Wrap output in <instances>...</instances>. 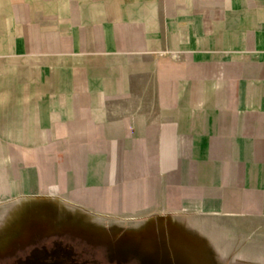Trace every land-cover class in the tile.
<instances>
[{
    "label": "crops",
    "instance_id": "obj_1",
    "mask_svg": "<svg viewBox=\"0 0 264 264\" xmlns=\"http://www.w3.org/2000/svg\"><path fill=\"white\" fill-rule=\"evenodd\" d=\"M39 195L264 219V0H0V200Z\"/></svg>",
    "mask_w": 264,
    "mask_h": 264
},
{
    "label": "rangeland",
    "instance_id": "obj_2",
    "mask_svg": "<svg viewBox=\"0 0 264 264\" xmlns=\"http://www.w3.org/2000/svg\"><path fill=\"white\" fill-rule=\"evenodd\" d=\"M89 213L59 196L1 199L0 264H264L262 218L215 221L208 233V222L169 213L100 215L99 222ZM85 230L102 249L90 253Z\"/></svg>",
    "mask_w": 264,
    "mask_h": 264
},
{
    "label": "bare ground",
    "instance_id": "obj_3",
    "mask_svg": "<svg viewBox=\"0 0 264 264\" xmlns=\"http://www.w3.org/2000/svg\"><path fill=\"white\" fill-rule=\"evenodd\" d=\"M89 216L90 218L95 222V221H98L100 220V215H96V214H92V213H89ZM95 235V237H94ZM144 237V236H143ZM82 238H84L85 240L87 239L89 241V239L91 240L90 241V246H89V249H90V253L93 254V253H96L97 251H99L100 249H102V247L104 246V244H101V243H97L96 241V238H97V234H91V232L89 230H85L83 233H82ZM146 239V237L143 238V240ZM95 240V241H94ZM140 241L139 238L135 239L132 241V246H128L126 249L128 251H133V247L136 248V245L138 244V242Z\"/></svg>",
    "mask_w": 264,
    "mask_h": 264
}]
</instances>
